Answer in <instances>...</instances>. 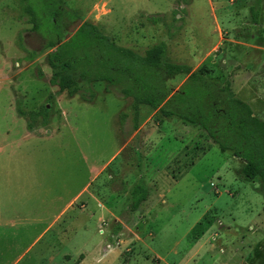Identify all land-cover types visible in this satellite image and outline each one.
<instances>
[{"label":"rangeland","instance_id":"obj_1","mask_svg":"<svg viewBox=\"0 0 264 264\" xmlns=\"http://www.w3.org/2000/svg\"><path fill=\"white\" fill-rule=\"evenodd\" d=\"M27 1L38 9L39 0ZM62 2L79 13L66 21L63 38L86 20L115 44L138 53L163 42L169 60L192 70L203 67L220 83L229 79L234 93L264 119L262 100L249 102L254 93L232 81L239 59L242 66L256 65L257 79L264 76L259 53L242 43L218 41L216 28L222 38L236 34L247 40L252 33L256 42L255 28L263 27L252 28L250 22L264 24V0ZM40 18L45 27L48 16ZM27 19L18 0H0V147L4 135L6 141L22 140L24 148L19 154L0 148L1 191L10 181V196H20L22 185L36 182L35 189H42L38 198L56 197L55 207L87 183L81 199L91 192L110 207L111 214L97 226L81 217L89 226L64 242L68 264H264V195L258 181L237 176L240 162L220 152L200 127L176 119L157 122L145 106L137 114L136 124L142 126L134 137L131 98L105 90L104 81L90 83V101L59 92L48 82L52 69L45 62L53 48H44L48 37ZM19 37L26 50L36 52L33 58L19 47ZM246 77L253 84L252 76ZM182 81L176 80V87ZM44 105L46 116L39 113ZM30 111L38 113L32 119L21 113ZM138 178L150 187L131 212L129 189ZM10 254L1 252L0 264Z\"/></svg>","mask_w":264,"mask_h":264},{"label":"trees","instance_id":"obj_2","mask_svg":"<svg viewBox=\"0 0 264 264\" xmlns=\"http://www.w3.org/2000/svg\"><path fill=\"white\" fill-rule=\"evenodd\" d=\"M18 2L28 14L31 28H42L48 37L44 48H53L45 54V62L52 69L48 82L57 86L59 92L77 94L90 101L94 95L90 83L104 81L105 90L114 89L122 98H131L133 129L137 127L141 106L153 110L157 122L176 119L200 127L220 152H227L240 162L237 176L258 181V189L264 195V120L234 93L229 79L220 83L208 78L203 67L192 70L188 64L169 60L163 42L151 45L143 53L119 46L86 20L63 38L66 21L79 18L77 10H69L62 0H39L37 10L27 0ZM47 16L43 27L40 17ZM18 42L24 50L20 37ZM26 54L33 58L36 52L26 50ZM180 79L183 81L176 87L175 81ZM41 108L39 113L46 116L47 108ZM21 113L32 119L38 112ZM147 195L148 186L138 178L129 189L130 211H135ZM114 227L120 225L115 222Z\"/></svg>","mask_w":264,"mask_h":264},{"label":"crops","instance_id":"obj_3","mask_svg":"<svg viewBox=\"0 0 264 264\" xmlns=\"http://www.w3.org/2000/svg\"><path fill=\"white\" fill-rule=\"evenodd\" d=\"M240 7L239 4L238 8ZM259 22L258 20L250 22L252 28L258 25H262L261 27H263L262 30L255 28L257 29L256 35L259 37L256 42L254 39L255 35L252 33L247 40L242 39L236 34L234 36L229 34L227 37L222 38L221 28L218 25L216 26L218 29L217 40L220 41L221 39H225L227 41L248 45L251 47V52L255 51L259 53V64L264 63V24L262 21ZM240 57L241 56H239V58ZM239 61L241 66H239L238 72L233 74L234 77L232 76L233 83L237 84V89L238 87L240 89L242 85L243 90L254 93V96L249 98V102L255 103L258 102V100H262V107H264V76L257 79L256 77H259V75L255 74L256 65L254 66V64L252 65V63L249 62L248 65L242 66V60L239 59ZM254 74L255 76H253ZM246 76H252L253 84H251L252 82L248 83L246 81ZM138 113H140V108ZM153 113L154 111L152 110L151 115ZM140 124L134 131V137L142 126V124ZM3 132L7 135L8 131ZM25 134L28 133H22L21 136H25ZM31 134L32 133H30V135ZM2 138L4 139V144L1 147H11V154H13L14 151L18 154L24 151V148H21L22 140L11 139L10 141H6L4 135ZM13 144L14 147L11 146ZM122 146L123 145H120L113 154L119 151ZM8 155L9 152L7 151L5 156ZM22 159L23 157L21 156V160ZM4 166L6 165L1 163V168ZM9 182L10 181H5L3 184V192L1 191L2 185H0V254L5 251L11 252L12 256L1 264H68L70 254L67 251L68 249L66 250L64 248V242H69L76 237L81 229L89 226L87 221L91 220L94 226H97L96 223L99 220L104 219L106 214H111L110 207L105 202L103 203L97 199L91 192H88L89 195L87 194L85 198L81 199V194H83V191L87 188V183L81 188L78 186L75 192L67 197L62 204L53 207L54 202H57L58 199H56V197H52L50 200L38 198V196L41 197L39 194H41L42 189H35L37 186L36 182H34V186L32 183L31 185H22L21 189H19L22 193L20 196H10L12 189L11 186H8ZM151 183H149V185H152ZM28 187L30 188L28 189ZM5 193H9V195H5ZM27 193H31L37 197H24ZM155 193L157 195L159 193L156 185ZM77 203L79 206H77ZM81 217L86 218L87 221L85 223H83V221L81 222ZM64 234L70 237H64ZM78 247L79 244H77V248Z\"/></svg>","mask_w":264,"mask_h":264}]
</instances>
